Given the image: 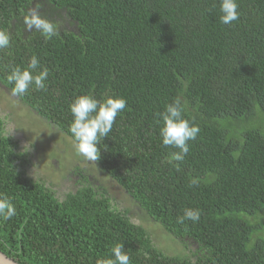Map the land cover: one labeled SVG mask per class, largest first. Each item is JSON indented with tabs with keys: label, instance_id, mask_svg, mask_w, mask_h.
Wrapping results in <instances>:
<instances>
[{
	"label": "trees",
	"instance_id": "16d2710c",
	"mask_svg": "<svg viewBox=\"0 0 264 264\" xmlns=\"http://www.w3.org/2000/svg\"><path fill=\"white\" fill-rule=\"evenodd\" d=\"M37 2L74 29L50 40L25 31ZM237 2L239 19L224 25L219 0H0L11 45L0 50V86L10 93L11 68L36 55L49 69L47 87L15 98L72 141L77 96L126 99L93 162L185 249L186 240L197 247L194 258L163 253L82 176L57 197L30 176L28 154L0 119V196L18 212L0 223V252L18 264H96L123 243L131 264H264V135L229 128L264 118V0ZM175 98L200 128L179 170L158 115ZM185 208L199 209L200 220L178 223Z\"/></svg>",
	"mask_w": 264,
	"mask_h": 264
},
{
	"label": "clouds",
	"instance_id": "9594fccd",
	"mask_svg": "<svg viewBox=\"0 0 264 264\" xmlns=\"http://www.w3.org/2000/svg\"><path fill=\"white\" fill-rule=\"evenodd\" d=\"M41 3H36L23 17L25 31H36L50 40L59 33V24L46 17L41 8ZM237 0H219L220 23L230 25L240 17ZM10 36L6 31L0 30V50L10 48ZM49 77V69L43 67L39 58L33 55L27 66L11 68L6 79L12 85L10 94L13 97H22L30 89H46V81ZM127 106L126 99L122 97L107 96L97 99L91 94L77 96L69 105L72 122L69 126L75 144V151L88 161H96L100 156V141L109 136L118 115ZM184 105L179 98L165 105L164 111L159 113L162 126L160 137L165 147L177 149L171 153L169 163L176 162L174 166L179 170V162H182L188 154L189 142L196 140L200 128L194 122L184 118ZM24 152L29 151L25 146ZM38 170L34 173L35 181L38 180ZM199 181L192 179L189 186H198ZM18 215L17 208L12 200L6 196H0V223H6ZM201 212L195 208H185L183 215L177 218V222L183 224L186 220L196 223L200 220ZM110 255L99 258L96 264H131V259L124 249L123 243H116L110 248Z\"/></svg>",
	"mask_w": 264,
	"mask_h": 264
},
{
	"label": "rangeland",
	"instance_id": "374dc122",
	"mask_svg": "<svg viewBox=\"0 0 264 264\" xmlns=\"http://www.w3.org/2000/svg\"><path fill=\"white\" fill-rule=\"evenodd\" d=\"M38 3V2H37ZM36 5V4H35ZM33 5V7H35ZM42 13L49 19L58 22L59 29H74L68 19L48 15L49 7L42 4ZM0 119L4 122L8 136L19 141L23 151L29 146L28 154L32 167L28 170L33 176L38 170V177L52 185L57 191L67 193L74 191L87 178L95 186L105 189L111 198V205L128 212L133 222L141 225L149 234L153 244L169 256L194 258L189 252L197 248L190 240H186L188 248H184L179 240L167 233L160 224L150 219L124 191L95 165L79 156L69 137L52 128L47 122L31 112L19 100L0 86ZM233 135H239L247 129H257L264 135V118L259 117L249 123L230 125ZM263 215V216H262ZM264 217V214H261ZM264 220V219H262ZM264 239V235L260 236Z\"/></svg>",
	"mask_w": 264,
	"mask_h": 264
},
{
	"label": "water",
	"instance_id": "95a60500",
	"mask_svg": "<svg viewBox=\"0 0 264 264\" xmlns=\"http://www.w3.org/2000/svg\"><path fill=\"white\" fill-rule=\"evenodd\" d=\"M0 264H18L0 252Z\"/></svg>",
	"mask_w": 264,
	"mask_h": 264
},
{
	"label": "flooded vegetation",
	"instance_id": "af4514ba",
	"mask_svg": "<svg viewBox=\"0 0 264 264\" xmlns=\"http://www.w3.org/2000/svg\"><path fill=\"white\" fill-rule=\"evenodd\" d=\"M29 174H30V176H33L31 173H29ZM33 177H34V176H33ZM53 189L55 190V194H56L57 197H63L64 195L67 194V190H66V189H64L63 192H61V191H57V189H55V188H53Z\"/></svg>",
	"mask_w": 264,
	"mask_h": 264
}]
</instances>
